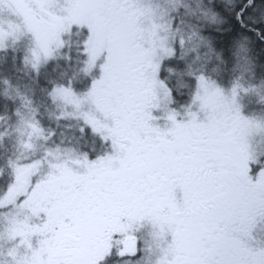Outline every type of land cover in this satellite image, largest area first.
<instances>
[{
	"label": "snow or ice",
	"instance_id": "obj_1",
	"mask_svg": "<svg viewBox=\"0 0 264 264\" xmlns=\"http://www.w3.org/2000/svg\"><path fill=\"white\" fill-rule=\"evenodd\" d=\"M168 2L158 13L151 0H26L34 15L21 17L17 30H0V48L29 39L25 63L37 72L71 49V34L80 37L84 86L74 87V73L50 81L47 95L93 137L79 151L62 155L57 147L26 163L8 161L14 180L0 195L6 264H264V239L253 235L264 222V154L252 147L264 122L238 105L239 80L225 89L204 64L194 67L201 47L207 60L221 55L196 29L177 38L170 21L182 5ZM0 6L16 12L18 0ZM246 8L264 9V0L240 8L241 24L227 40L246 26ZM205 18L220 22L218 12ZM262 28L264 14L254 30ZM247 50L238 41V53ZM261 87L264 80L251 90ZM21 122L30 137L44 136L39 122Z\"/></svg>",
	"mask_w": 264,
	"mask_h": 264
},
{
	"label": "trees",
	"instance_id": "obj_2",
	"mask_svg": "<svg viewBox=\"0 0 264 264\" xmlns=\"http://www.w3.org/2000/svg\"><path fill=\"white\" fill-rule=\"evenodd\" d=\"M249 0H221L208 4L206 7L212 8L213 12H218L219 23H213L207 21L198 25L196 30L200 31L202 35L207 36L213 43V46L217 52L220 53L221 59L217 60L215 55H212L208 63L204 64V71L207 75H210L213 79L218 80L221 85L228 86L232 84L235 80H241V73L244 72L242 69L239 73L238 68H235L237 62L243 67L246 66V58L250 61V67L257 70L261 78H264V28L259 31L254 30L259 26L261 15L264 14V9L256 8L255 10L246 8L244 10L243 21L246 24L245 27L239 29V34L235 36L231 41L226 39L227 32L234 24L239 26L241 24V18H238V13L240 8L248 3ZM75 38L74 45L76 46L78 40L80 39L75 33L72 34ZM238 41H243L247 46L246 52L238 53ZM74 45L71 49H63L62 57L58 58L56 61L54 59L50 60L46 64H41L39 71L37 72L31 67V64L25 63V54L22 49H17L14 53L10 51L7 61L0 64V195L7 190L8 185L12 182V169L8 165V161L12 160L14 157L10 146L7 145L4 137L5 134L11 132V125L18 123L17 120L20 116L18 115V109L20 108L21 101L15 96V86L18 81H22L24 78V73L27 71L29 74L28 82L30 86L34 87L41 97V106L45 109L47 115L51 117V126H43L41 120L49 121L46 117L40 116L38 118L39 125L46 130L58 129L57 132L61 131V127L67 128L71 126L70 133L74 132V139L76 141V148H82L84 137L75 135L79 130V123L77 121H68L61 119V111H64L62 107L58 106V103H53L50 97L47 95V91L51 88L50 81L62 82L64 71L61 70H72L71 74H77V77L84 75L79 73L81 67L74 68L73 64H68L66 56L75 57L76 47ZM207 52V49L203 48V51ZM70 53V54H65ZM196 52L189 53V59L195 57ZM238 53V54H237ZM78 60V59H77ZM248 61V62H249ZM77 64V66H78ZM202 61H198L194 67L199 68ZM49 68L50 71L44 70ZM216 69V70H215ZM215 70V72H213ZM24 71V72H22ZM47 72H50L51 77L49 78ZM222 74H226L225 78H221ZM173 81H176V77H172ZM185 80L189 78L185 77ZM192 91L191 85L179 89L178 103L184 102L186 98L190 95ZM263 102L259 101L254 104L251 109L256 112L261 111L259 107L263 106ZM250 109V110H251ZM59 117V119H58ZM17 120V121H16ZM16 121V122H15ZM36 121V120H34ZM41 121V123H40ZM37 122V121H36ZM69 125V126H68ZM51 127V128H49ZM47 130V131H48ZM56 132L55 130H53ZM82 142V144H81ZM69 146V145H68ZM14 161V160H13Z\"/></svg>",
	"mask_w": 264,
	"mask_h": 264
},
{
	"label": "rangeland",
	"instance_id": "obj_3",
	"mask_svg": "<svg viewBox=\"0 0 264 264\" xmlns=\"http://www.w3.org/2000/svg\"><path fill=\"white\" fill-rule=\"evenodd\" d=\"M221 1V0H180V4L182 5L180 7V11L178 13H174L175 19L171 20V28L173 31L177 32V38L179 35H183L185 39L190 35V33L193 31V29H196L198 25H202L204 22H209V19L205 18V13H209V15L213 12L212 8L206 7L208 4H212L214 2ZM151 2L154 5H158L157 12H164L171 8V4L168 2V0H151ZM186 6V7H184ZM34 15L33 10L27 6L26 0H18V7L17 11L13 12L7 7L0 6V30L7 28L8 30H17L20 27L21 24V17H30ZM169 21V17L166 15L163 17L162 20L159 22L165 23ZM163 35V33H161ZM71 45L73 46L75 43V38L71 34L68 37ZM74 47H76L74 45ZM30 48V41L29 39L24 36L21 37L19 40H13L8 39L4 45V47L0 48V64L5 63V61L9 60L8 55L10 51H13L14 53L17 51V49H22L25 55H29L28 49ZM64 49V48H63ZM61 49V50H63ZM69 49V48H65ZM61 50L57 54L55 61L58 58L62 57ZM199 52L201 53L202 59L200 61L203 62V64H207L208 61L207 58L204 56V53L206 51H203V47L199 49ZM192 53V52H190ZM70 54V53H65ZM189 55V54H188ZM196 55V53H195ZM77 56V54L75 55ZM66 57H71L66 56ZM65 57V59H67ZM67 63L73 64L74 68L79 67V62L77 58L71 57V59L66 60ZM249 60L246 58V66L241 67L244 72L241 73V70L238 68L239 73H241V80H239V83L241 85V88L239 89V94L236 97V101L238 105L241 107L242 110L246 112L247 115L260 120L264 122V105L259 107L261 111L256 112L254 109H251L254 104H257L259 101H262L264 104V100L261 99L262 96H264V87L259 88L258 91H252L251 86L252 85H260V82L264 80V78H261L259 76L260 74L257 73V70L250 67V64L248 62ZM78 64V66H77ZM245 68H250V70H244ZM44 70L50 71L49 68H45ZM216 70V69H215ZM213 70V72H215ZM57 71H64L63 80L62 82H66L69 78H72L73 75L71 74L72 70L66 71L58 69ZM24 72V71H22ZM24 78H22V81H18L15 86V96L19 98L21 101L20 108L18 109V112L20 114L19 118L17 120H20L16 124H12L11 132L7 133L2 137L6 140V143L8 146H10L11 151L13 152L12 157L14 161H20V162H29L30 160L38 159L44 155L46 151L49 149H55L59 147L61 149V154H64L65 149H73L76 150V141L74 139V132L70 133L69 130H71V126L67 128L61 127V131L57 132L58 129L54 128L51 130H46L45 128L41 127L43 126H51V117L47 115L45 109L41 106V95L39 92L29 84V74L25 71ZM48 77H51L50 72H47ZM226 74H222L221 78H225ZM86 78L75 77L73 80L74 87H77L78 90H81L84 86ZM218 81V80H216ZM219 83V82H218ZM220 84V83H219ZM232 84L223 86L225 89H229ZM245 89H249L248 91H245ZM63 109V108H62ZM251 109V110H250ZM66 111H71V108L63 109ZM40 116L46 117L49 119V121L41 120L42 125L40 126L42 129L45 130L44 136H31V128L28 127L27 123L21 122V117H23L24 121H34L36 120L38 122V118ZM61 119H65L68 121H76V117H61ZM16 120V121H17ZM15 121V122H16ZM35 121V122H36ZM40 121V123H41ZM51 128V127H49ZM55 130L56 132H54ZM47 137V138H45ZM30 142L34 145L32 149H26L24 147V144ZM252 143L256 148V153L264 154V133L256 135ZM69 145V146H68ZM260 152V153H259ZM12 181L14 180L13 171L11 174ZM3 225V218L0 217V230H2ZM253 235L257 239H264V222H260L255 226ZM9 246V243L5 239H0V250L6 249ZM7 258L5 256L0 255V264H6Z\"/></svg>",
	"mask_w": 264,
	"mask_h": 264
},
{
	"label": "flooded vegetation",
	"instance_id": "obj_4",
	"mask_svg": "<svg viewBox=\"0 0 264 264\" xmlns=\"http://www.w3.org/2000/svg\"><path fill=\"white\" fill-rule=\"evenodd\" d=\"M244 111V110H243ZM244 113L246 114V112L244 111ZM78 123H79V128H80V121L77 119L76 120ZM77 136H81V137H84V140H83V145H82V148H85V147H91L92 146V143H93V137L91 135H84L80 132V130L77 131V133L75 134ZM82 144V142H81ZM252 147H253V150L256 151V148L253 143H252ZM82 148H76L77 151H79L80 149ZM63 149V148H61ZM258 149V148H257ZM260 153V152H259Z\"/></svg>",
	"mask_w": 264,
	"mask_h": 264
}]
</instances>
